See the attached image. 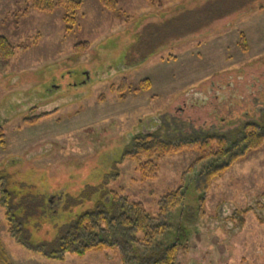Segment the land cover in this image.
<instances>
[{"label": "rangeland", "instance_id": "rangeland-1", "mask_svg": "<svg viewBox=\"0 0 264 264\" xmlns=\"http://www.w3.org/2000/svg\"><path fill=\"white\" fill-rule=\"evenodd\" d=\"M117 1L119 14L82 0L67 29L61 6L42 12L30 0H0V34L14 46L0 60V185L31 205L20 239L31 248L52 240L67 212L59 195L86 186L122 188L155 217L161 197L183 185L184 208L167 217L171 230L156 245L178 239L176 264H264V143L215 177L201 206L200 165L183 173L195 150L157 158V177L145 181L123 157L131 137L149 129L191 141L264 123V0ZM124 77L121 100L112 88ZM43 112L51 113L28 123ZM4 213L0 206V264H122L110 249L48 258L11 237Z\"/></svg>", "mask_w": 264, "mask_h": 264}, {"label": "trees", "instance_id": "trees-1", "mask_svg": "<svg viewBox=\"0 0 264 264\" xmlns=\"http://www.w3.org/2000/svg\"><path fill=\"white\" fill-rule=\"evenodd\" d=\"M30 1L33 9L42 12H52L61 6L67 29L74 24L75 11L82 4V0ZM98 1L104 9L119 14L117 0ZM148 2L152 4L153 0ZM88 44L87 41L77 43L73 46L74 51L82 52L86 50ZM239 45L242 50H246L244 34H240ZM13 54L14 46L0 34V60H9ZM127 86L124 77L120 84L112 89L119 94L121 100H124ZM139 88L143 91L148 90L150 81L148 79L140 81ZM50 113L43 112L29 119L28 123H33L36 118L45 117ZM157 131L158 128L149 129L133 135L124 150L123 157L136 161L140 180L145 181L157 177L159 168L157 158L184 150H195L198 156L183 173L184 175L193 173L194 167L200 165V169L194 172L195 191L199 195L200 206L204 201L205 192L215 177L224 173L245 153L259 149L264 143V123H245L241 132H236L231 138L205 135L191 141H164L158 137ZM0 146H5L2 126H0ZM185 196L186 188L183 185L167 192L159 200L157 215L151 217L143 203L131 199L123 193L122 188L108 187L106 183L86 186L76 197L59 195V202L64 204L62 210L67 211L64 221L57 227L56 236L52 240L41 242L31 248L20 239L23 233L21 224L29 217L31 205L24 199L16 203L14 192L0 185V206L5 211L9 233L22 245L48 258L59 260H64L67 254L82 256L91 251L116 250L122 264H176L177 253L181 247L180 241L175 238L173 243L164 246L156 245V241L171 230V225L166 219L176 208H184ZM92 199L91 205L80 212L73 213L71 210L78 205L83 206ZM37 203L40 204L39 200ZM18 208L24 209L26 213L23 216L17 215L15 211ZM2 249L0 240V261L6 262Z\"/></svg>", "mask_w": 264, "mask_h": 264}]
</instances>
